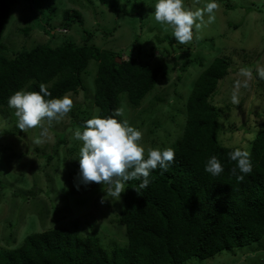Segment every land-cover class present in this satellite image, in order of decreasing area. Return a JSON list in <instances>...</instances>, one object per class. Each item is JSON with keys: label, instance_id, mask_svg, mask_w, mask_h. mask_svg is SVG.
<instances>
[{"label": "rangeland", "instance_id": "1", "mask_svg": "<svg viewBox=\"0 0 264 264\" xmlns=\"http://www.w3.org/2000/svg\"><path fill=\"white\" fill-rule=\"evenodd\" d=\"M137 1L144 7L133 12L125 0H13L4 42L13 53L37 43L55 48L72 41L80 46L89 38L88 44L121 52L123 60L160 63L162 75L140 107L131 108L125 94L121 96L123 119L142 132L145 154L150 148L175 146L186 125L194 81L215 58L223 57L229 72L211 98L220 108L218 139L227 147L250 151V141L264 127V80L255 73L264 66V0H216L213 18L209 22L205 14L203 22L197 21L201 27L193 28V40L186 45L176 41L170 26L155 21L156 0ZM207 2L185 0V7L203 10ZM74 10L83 21L65 18L66 11ZM69 22L75 24L71 31L66 30ZM30 25L34 29L24 34L22 29ZM243 68L252 69L253 78L238 90V103H233ZM96 73L92 60L83 76L84 88L66 95L73 100L71 111L58 120L44 119L26 132L17 127L14 109L1 108L0 246L14 247L27 234L74 222L79 223L80 235L99 236L109 250L127 243L122 193L119 201L106 198L102 203L107 186L91 182L76 187L82 144L74 133L98 116L93 104ZM183 264H264V239L206 260L194 256Z\"/></svg>", "mask_w": 264, "mask_h": 264}, {"label": "trees", "instance_id": "2", "mask_svg": "<svg viewBox=\"0 0 264 264\" xmlns=\"http://www.w3.org/2000/svg\"><path fill=\"white\" fill-rule=\"evenodd\" d=\"M125 1L133 12L144 7L137 0ZM12 2L0 0V110L8 107V97L15 92H38L41 84L51 93L45 99L79 93L92 60L97 63L93 104L99 108V117H111L121 110L124 94L131 108L140 107L158 83L163 72L160 63L153 65L133 57L118 63L121 52L88 44L89 38L80 46L72 41L55 48L37 43L12 53L4 42ZM49 12L52 16L53 8ZM71 17L77 18V23L84 20L75 10L66 11L65 18ZM74 25L69 22L66 30L71 31ZM32 29L30 25L22 30L28 35ZM228 72V60L217 57L194 81L186 103V125L172 148L175 158L169 169L163 174L159 168L153 170L149 186L140 194L135 190L139 181L126 185L121 217L125 245L109 250L99 236L80 235L79 223L74 222L27 234L14 247L0 246V264H183L194 256L206 260L224 250L261 242L264 127L261 125L250 141L252 173L237 180L241 173L237 169L233 175L236 162L228 156L235 149L220 144V108L211 101L218 82ZM115 118L123 120V116ZM212 156L224 167L219 176L205 171Z\"/></svg>", "mask_w": 264, "mask_h": 264}, {"label": "clouds", "instance_id": "3", "mask_svg": "<svg viewBox=\"0 0 264 264\" xmlns=\"http://www.w3.org/2000/svg\"><path fill=\"white\" fill-rule=\"evenodd\" d=\"M217 7L216 0H208L203 10L195 11L185 7V0H156L154 19L170 26L176 41L186 45L193 40V28L201 27L197 21L203 22L204 15L208 14L210 22L213 18L211 14ZM255 73L264 80V66H258ZM240 76L244 79L236 81V91L231 97L233 103H238V90L248 86V81L253 78V70L243 68ZM50 96L47 87L41 84L38 92L20 90L8 97V107L15 110L20 130L26 132L39 126L44 119L50 122L58 120L71 111L73 100L69 96L45 99ZM122 115V110H116L111 117L88 119L83 131L74 133V139L82 144L79 150V183L76 187L79 189L80 184L91 182L107 186L104 187L106 196L102 198V203L106 198L119 201L121 193L132 180L139 181L135 190L140 194L141 189H146L150 184V173L159 168L163 174L175 158L171 148H150L145 154V147L141 143L142 132L131 126L127 119L115 118ZM228 156L236 162V167L232 169L233 175H236L237 169L241 173L237 175V180L242 181L245 175L252 173L253 165L248 150L236 148ZM205 171L212 176H219L224 172V167L217 157L212 156L206 162Z\"/></svg>", "mask_w": 264, "mask_h": 264}, {"label": "water", "instance_id": "4", "mask_svg": "<svg viewBox=\"0 0 264 264\" xmlns=\"http://www.w3.org/2000/svg\"><path fill=\"white\" fill-rule=\"evenodd\" d=\"M122 61H123L122 57H117V62L118 63H122Z\"/></svg>", "mask_w": 264, "mask_h": 264}]
</instances>
